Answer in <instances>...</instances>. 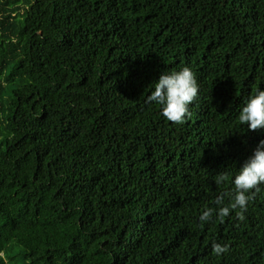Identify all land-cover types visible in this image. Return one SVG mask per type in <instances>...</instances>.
<instances>
[{
	"label": "trees",
	"instance_id": "1",
	"mask_svg": "<svg viewBox=\"0 0 264 264\" xmlns=\"http://www.w3.org/2000/svg\"><path fill=\"white\" fill-rule=\"evenodd\" d=\"M183 67L177 125L146 100ZM257 89L264 0H0V264H264V185L243 220L214 203L264 140Z\"/></svg>",
	"mask_w": 264,
	"mask_h": 264
},
{
	"label": "clouds",
	"instance_id": "2",
	"mask_svg": "<svg viewBox=\"0 0 264 264\" xmlns=\"http://www.w3.org/2000/svg\"><path fill=\"white\" fill-rule=\"evenodd\" d=\"M200 85L196 74L189 68L162 72L155 82L153 90L147 97L146 103L160 106V114L173 124H183L190 118L189 105L199 99ZM238 122L247 126L250 131L264 130V89H257L254 95H250L239 111ZM229 180V175L220 172L215 176L217 185ZM235 191L230 194V202L224 205L223 196L217 197L214 203L217 205L216 216L223 222L224 218L236 211L238 219H244L248 204L261 191L264 185V140H261L253 151V154L239 168L238 174L232 179ZM213 210L206 208L199 216L201 226L211 222ZM229 251L226 244L213 243L212 252L219 257Z\"/></svg>",
	"mask_w": 264,
	"mask_h": 264
}]
</instances>
